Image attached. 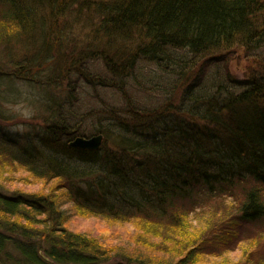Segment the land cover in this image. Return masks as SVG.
<instances>
[{"label":"trees","instance_id":"obj_1","mask_svg":"<svg viewBox=\"0 0 264 264\" xmlns=\"http://www.w3.org/2000/svg\"><path fill=\"white\" fill-rule=\"evenodd\" d=\"M229 48L260 64L231 74ZM31 71L50 87L39 86L43 104L24 122L0 127L10 164L0 181L14 166L46 191L0 182V264H206L204 237L182 229L187 203L209 218L228 202L235 222L264 219V0H0V86L5 77L31 85ZM106 85L122 105L78 113L79 91ZM18 92L0 88V120L20 118ZM95 111L98 129L82 131ZM96 133V150L70 145ZM67 204L168 230L112 246L66 224ZM173 232L181 244L169 243Z\"/></svg>","mask_w":264,"mask_h":264},{"label":"rangeland","instance_id":"obj_2","mask_svg":"<svg viewBox=\"0 0 264 264\" xmlns=\"http://www.w3.org/2000/svg\"><path fill=\"white\" fill-rule=\"evenodd\" d=\"M225 58L228 59L227 67L231 74L244 77L247 73L254 72L255 66H257V62L260 64L258 56H244V54L237 48H229L225 53ZM260 68V65H259ZM147 66L142 68V70H147ZM2 70V69H1ZM32 72V71H31ZM3 73V72H2ZM32 76L29 78L31 85L25 80L16 79L11 77H5L4 82L1 83L0 88L8 87L9 84H15L16 89L19 91L18 100L16 99V103L11 106V108L15 111V113L20 117L15 120V122H8V120H0V127H5V124L9 126L16 125V121L24 122L22 120H26L25 116L32 114L34 108L33 106L40 107L42 106L43 102L41 101V89L47 90L50 85L42 84L44 81L43 74L41 75L38 73L31 74ZM1 79V78H0ZM14 81V82H12ZM1 82V81H0ZM28 84L30 88L25 84ZM39 86L41 89H39ZM86 90L79 91V99L78 102L74 103V106L78 108L79 111L82 113L87 112L86 109H90L94 111L102 101H109L110 103L113 101L115 105L120 107L122 105V100L124 99L122 93H117L116 88H112L109 86L99 87L97 88L98 94L95 93L94 89L89 87H85ZM91 94L93 93L95 96H88V92ZM142 94V92H140ZM32 98V102L28 101V98ZM73 102V98L71 99ZM35 112V111H34ZM40 112V111H39ZM91 113V112H90ZM86 114L88 117H82L83 121L81 120L80 129L85 132L97 130L98 128L95 126L98 124V120L96 119V111L93 114ZM42 114V112H41ZM36 115V113H35ZM40 116L36 115V120H40ZM128 117H124V120ZM100 121V119H99ZM17 126V125H16ZM21 127V126H20ZM0 165L3 169H8L10 167L9 162L0 156ZM7 177V180H2L3 186L10 190L19 189L22 191L34 192L37 188H41L42 192H45L46 189L42 188L41 184L32 183L29 177L22 172L20 169L11 166L9 172L4 175ZM50 186V183H48ZM238 193L241 190H237ZM262 198L264 199V186L263 191H261ZM215 204V202H214ZM67 206V221L70 227L82 230L85 232H89L93 236H105L114 238V241L111 243L112 246L118 244L117 242H121L119 238L129 239L130 235L132 234H141V239L146 240H154L158 241V233L160 230L168 228H151L149 225L137 223V221L131 220V222H122L120 224L111 223L107 220L101 219L99 217H95L90 213L83 211L82 209L79 210L78 208L72 207L70 204L65 205ZM189 208L197 209L194 212H188ZM201 206L195 205L191 206L187 203V208L185 215L187 220H185L182 224L183 227H188L189 230L192 224V229L194 228V232L192 233L194 238H198L203 236L204 240L202 247L206 249L204 253H201L198 256L200 263L206 261V264H244L247 262H254V264H262L264 262V219L257 223H253L250 225L243 224L241 221L234 220L233 215L231 214V204L230 203H223L222 210L223 212L216 213L217 216H210L208 215L206 209H201ZM215 210L214 208L212 209ZM196 212V214H195ZM205 213L207 215H200V213ZM212 214V212H211ZM231 214V216H230ZM197 216L203 219H207L201 224H198V220L194 217ZM212 218L214 220H212ZM218 221V222H217ZM114 222V221H112ZM198 225L200 226L198 228ZM193 231V230H192ZM179 232V231H177ZM179 233L173 232L170 233L168 239L171 240L175 238L173 241L169 242L170 244L174 245V243L178 242L177 245L181 244L179 241L183 237V235L178 236ZM110 240V239H109ZM177 240V241H176ZM112 241V240H111ZM176 241V242H175ZM174 242V243H173ZM180 242V243H179ZM131 245V244H130ZM168 245V244H167ZM175 245V246H177ZM132 246V245H131ZM134 247V246H132ZM179 250V247H177ZM199 251V250H198Z\"/></svg>","mask_w":264,"mask_h":264},{"label":"water","instance_id":"obj_3","mask_svg":"<svg viewBox=\"0 0 264 264\" xmlns=\"http://www.w3.org/2000/svg\"><path fill=\"white\" fill-rule=\"evenodd\" d=\"M102 141L103 134L96 133L91 136H76L73 140H71L70 144L78 148L96 150L100 147Z\"/></svg>","mask_w":264,"mask_h":264},{"label":"bare ground","instance_id":"obj_4","mask_svg":"<svg viewBox=\"0 0 264 264\" xmlns=\"http://www.w3.org/2000/svg\"><path fill=\"white\" fill-rule=\"evenodd\" d=\"M91 135H92V134H91ZM91 135H90V136H91ZM76 136H83V134H76V135L74 136V138H75ZM74 138H73V139H74ZM73 139H72V140H73ZM70 142H71V141H70ZM70 145H71V144H70ZM250 224H253V223H246V225H250Z\"/></svg>","mask_w":264,"mask_h":264}]
</instances>
